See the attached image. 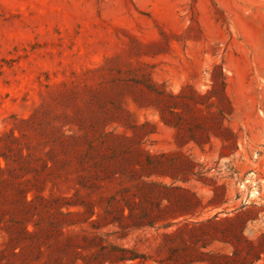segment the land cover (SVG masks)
Returning <instances> with one entry per match:
<instances>
[{"label": "rangeland", "instance_id": "rangeland-1", "mask_svg": "<svg viewBox=\"0 0 264 264\" xmlns=\"http://www.w3.org/2000/svg\"><path fill=\"white\" fill-rule=\"evenodd\" d=\"M227 6L0 0V264L262 248L264 20Z\"/></svg>", "mask_w": 264, "mask_h": 264}, {"label": "crops", "instance_id": "crops-1", "mask_svg": "<svg viewBox=\"0 0 264 264\" xmlns=\"http://www.w3.org/2000/svg\"><path fill=\"white\" fill-rule=\"evenodd\" d=\"M226 19L230 26L257 27L264 20V0H226Z\"/></svg>", "mask_w": 264, "mask_h": 264}, {"label": "trees", "instance_id": "trees-1", "mask_svg": "<svg viewBox=\"0 0 264 264\" xmlns=\"http://www.w3.org/2000/svg\"><path fill=\"white\" fill-rule=\"evenodd\" d=\"M238 217L239 216H237L236 218H238ZM232 245L235 249L233 254H232V257L224 256V255H221L218 253V254L212 255L211 264H254L261 259V255H262V253H264V244H263L262 248H260V249H256L253 246H249V249L247 250V253H248L247 255L249 257H241V255H240L241 252L239 251L237 246H235V244H232ZM133 259H135V258H133ZM223 261H225V262H223Z\"/></svg>", "mask_w": 264, "mask_h": 264}]
</instances>
